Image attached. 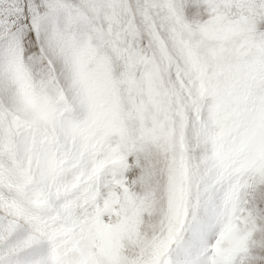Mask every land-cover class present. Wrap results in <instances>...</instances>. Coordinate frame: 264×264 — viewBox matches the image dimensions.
I'll use <instances>...</instances> for the list:
<instances>
[{"label":"snow or ice","instance_id":"6c2138e0","mask_svg":"<svg viewBox=\"0 0 264 264\" xmlns=\"http://www.w3.org/2000/svg\"><path fill=\"white\" fill-rule=\"evenodd\" d=\"M0 264H264V0H0Z\"/></svg>","mask_w":264,"mask_h":264}]
</instances>
